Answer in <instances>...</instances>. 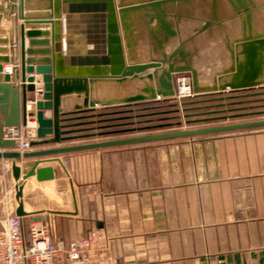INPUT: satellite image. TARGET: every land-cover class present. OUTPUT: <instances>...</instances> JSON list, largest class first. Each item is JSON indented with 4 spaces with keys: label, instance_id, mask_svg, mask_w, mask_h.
I'll use <instances>...</instances> for the list:
<instances>
[{
    "label": "water",
    "instance_id": "1",
    "mask_svg": "<svg viewBox=\"0 0 264 264\" xmlns=\"http://www.w3.org/2000/svg\"><path fill=\"white\" fill-rule=\"evenodd\" d=\"M10 1L0 26V159L11 160L19 216L20 180L52 179L51 166H38L52 156L264 126L263 118L105 139L182 123L133 121L165 113L187 112L184 124L263 115L254 103L264 101V0ZM179 73L190 76L192 99L175 100ZM67 96L79 102L62 109ZM162 103L171 109L153 110ZM29 121L37 125L29 147L101 139L20 153L3 128Z\"/></svg>",
    "mask_w": 264,
    "mask_h": 264
},
{
    "label": "crops",
    "instance_id": "2",
    "mask_svg": "<svg viewBox=\"0 0 264 264\" xmlns=\"http://www.w3.org/2000/svg\"><path fill=\"white\" fill-rule=\"evenodd\" d=\"M10 3H3L0 26L8 27L3 14L9 13ZM61 29L63 37V24ZM2 67L8 71L9 64ZM33 75L35 81L40 78ZM34 84L41 87V82ZM77 102L64 97L61 108ZM36 126H26L28 140ZM52 158L38 165L51 166L52 179L38 181L32 175L20 181L23 222L44 217L54 243L101 229L110 237L108 253L115 264H264V126ZM2 164L8 165L6 183H15L11 160L0 159V186ZM16 205L14 198V212Z\"/></svg>",
    "mask_w": 264,
    "mask_h": 264
},
{
    "label": "built area",
    "instance_id": "3",
    "mask_svg": "<svg viewBox=\"0 0 264 264\" xmlns=\"http://www.w3.org/2000/svg\"><path fill=\"white\" fill-rule=\"evenodd\" d=\"M174 85L177 102L192 98L190 76L187 73L176 74ZM24 131L25 127L22 126L3 128V136L14 140L15 149L20 153L29 148ZM7 166L1 165L0 264H115L108 253L110 237L101 229L91 230L84 236L62 244L51 240L49 225L44 217H31L25 225L23 217L14 212V193L18 182L6 183Z\"/></svg>",
    "mask_w": 264,
    "mask_h": 264
},
{
    "label": "rangeland",
    "instance_id": "4",
    "mask_svg": "<svg viewBox=\"0 0 264 264\" xmlns=\"http://www.w3.org/2000/svg\"><path fill=\"white\" fill-rule=\"evenodd\" d=\"M192 99V98H189ZM187 99V100H189ZM159 104V103H158ZM255 104H260V103H255ZM162 106L159 107L158 109H153V110H168L171 109V107L167 106L165 103L161 104ZM159 106V105H158ZM256 109H264V107L256 108ZM253 109V110H256ZM195 111H188V113H194ZM187 112H178V113H165V114H159L155 115L157 119H153V121L150 124H157V123H165V122H174L177 120L182 121L180 125H175V126H170V127H163V128H155V129H149V130H141L137 132H132V133H123V134H118V135H112V136H107L105 139L108 138H114V137H127V136H133V135H144V134H152V133H162V132H167V131H174V130H181V129H188V128H195V127H203V126H210V125H221V124H228V123H236V122H243V121H250V120H257V119H263V115H253V116H247V117H241V118H234V119H227V120H221V121H212V122H206V123H192V124H184L183 121L186 119V117H183V114ZM178 117H175V116ZM154 117V116H149ZM168 117V118H165ZM197 116H193L191 118H196ZM162 118V119H160ZM158 120V121H157Z\"/></svg>",
    "mask_w": 264,
    "mask_h": 264
},
{
    "label": "flooded vegetation",
    "instance_id": "5",
    "mask_svg": "<svg viewBox=\"0 0 264 264\" xmlns=\"http://www.w3.org/2000/svg\"><path fill=\"white\" fill-rule=\"evenodd\" d=\"M258 103H260V104H264V101H260V102H258ZM142 106H135V107H133V109H139V108H141ZM139 112V111H138ZM137 113V112H136ZM153 119H157V117H144V118H136V119H133V121L135 122V125L136 126H138V125H148V124H150L152 121H153ZM161 119V118H160ZM152 120V121H151ZM126 121V120H125ZM139 121V122H138ZM149 121H151V122H149ZM158 121V120H157Z\"/></svg>",
    "mask_w": 264,
    "mask_h": 264
},
{
    "label": "bare ground",
    "instance_id": "6",
    "mask_svg": "<svg viewBox=\"0 0 264 264\" xmlns=\"http://www.w3.org/2000/svg\"><path fill=\"white\" fill-rule=\"evenodd\" d=\"M30 125H35V124H34V122L29 121L28 126H30Z\"/></svg>",
    "mask_w": 264,
    "mask_h": 264
}]
</instances>
